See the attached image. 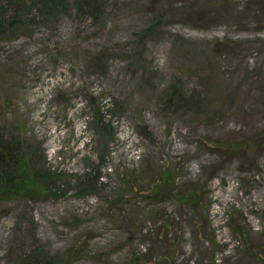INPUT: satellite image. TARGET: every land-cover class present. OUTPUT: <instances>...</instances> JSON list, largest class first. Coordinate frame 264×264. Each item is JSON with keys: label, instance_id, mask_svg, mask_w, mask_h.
Instances as JSON below:
<instances>
[{"label": "rangeland", "instance_id": "374dc122", "mask_svg": "<svg viewBox=\"0 0 264 264\" xmlns=\"http://www.w3.org/2000/svg\"><path fill=\"white\" fill-rule=\"evenodd\" d=\"M102 1L104 13L96 20L64 15L36 27L30 38L20 31L16 39L0 41V122L42 141L51 171L82 175L97 159V142L84 129V94L101 95V106L113 110L117 134L97 193L80 198L63 185L65 194L56 198L0 205V264L24 210L31 217L25 228L45 251L74 255L64 264H260L264 0ZM152 11L164 13L165 25L146 39L137 62L134 33ZM224 42L222 49L239 59L214 54ZM101 48L106 67L88 72L87 59ZM174 77L185 88L202 80L216 88L210 94L216 120L166 119L158 112L157 96ZM233 92L237 97L228 107L225 96ZM140 124L154 142L136 136ZM250 138H256L250 147L223 149ZM163 170L177 177L176 193L194 194L199 204L154 196L150 190Z\"/></svg>", "mask_w": 264, "mask_h": 264}, {"label": "trees", "instance_id": "16d2710c", "mask_svg": "<svg viewBox=\"0 0 264 264\" xmlns=\"http://www.w3.org/2000/svg\"><path fill=\"white\" fill-rule=\"evenodd\" d=\"M148 1L149 6H152V3L158 0ZM197 5L198 3L195 4V6ZM105 6L102 0H0V41L14 40L20 31L27 32L23 34L30 38L33 36L31 31L36 27L54 25L64 15L73 18L88 16L96 20L104 13ZM172 15L175 16V14ZM149 17L146 21L141 20L137 32L134 33L135 41H137L135 51H140L139 58L135 59L137 62L141 61V56L144 53L142 47L146 43V39L155 37L161 25H165L166 18L162 11H152ZM234 45H237V42ZM222 46L227 47L224 42L217 43L212 49L217 57L220 58V53H222L230 56L229 59L240 58L232 54L231 50L222 49ZM94 53L86 61L87 71L101 73L106 67L108 57L103 48ZM139 67L143 76L147 80L150 79L148 74L151 71L145 69V65L142 63L139 64ZM235 71L237 72L238 68H235ZM209 83L211 84L210 81ZM198 84L196 87L185 88L179 79L174 77L157 96L158 112L166 119L176 116L180 119H204L205 123L216 120L217 109L216 107L215 109L211 108L210 95L215 93L216 88L205 80ZM199 86H202L201 90H198ZM58 96L61 97L60 94ZM236 97L235 92L230 97L225 96L224 104L229 103L228 107H230ZM82 98H84L83 108L89 116L84 129L91 132L92 138L98 146L97 159L89 164L88 172L82 175L56 174L51 171L47 166V154L42 141L27 139L20 127L0 122V205L11 202L27 204L51 197L56 198L63 192L65 194V190L62 192L60 190L63 185L75 190V196L80 198L97 193L98 185L102 179L101 170L105 168V159L109 156V147L117 137L113 122L114 114H112L113 110L101 106V95L84 94ZM215 99L217 98L215 97ZM136 136L147 142L155 141L147 125L144 124L137 126ZM255 141L256 138H250L248 141L241 140L234 145L225 146L223 149L230 153L231 151L236 152L243 145L245 148L250 147ZM216 146L217 143H215ZM158 175V182L150 190L154 196L162 194L167 196V199H175L178 204L187 207L199 204V199L194 194H187L181 190L175 192L177 177L170 175L169 171L163 170ZM27 212L29 215V211L24 210L23 218L21 217L15 223L14 231L11 233L12 237L10 241H7L8 249L4 258L6 262L2 264H64L69 259H73V254L50 255L48 250L45 251L43 246H40L36 233L28 232L25 228L27 218L31 220V217L27 216ZM232 232L235 231L232 230ZM232 232H230L231 236L235 239ZM240 234L242 236L239 237L243 244L249 246L243 231H240ZM208 241H210L209 238ZM210 243L216 248L213 237ZM260 264H264V261Z\"/></svg>", "mask_w": 264, "mask_h": 264}]
</instances>
